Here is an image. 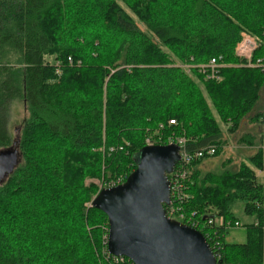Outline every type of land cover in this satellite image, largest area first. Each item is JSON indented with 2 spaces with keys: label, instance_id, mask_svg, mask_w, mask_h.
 <instances>
[{
  "label": "trees",
  "instance_id": "16d2710c",
  "mask_svg": "<svg viewBox=\"0 0 264 264\" xmlns=\"http://www.w3.org/2000/svg\"><path fill=\"white\" fill-rule=\"evenodd\" d=\"M72 1L88 9L61 19ZM243 33L257 43L250 60L236 54ZM212 58L216 79L197 67ZM197 79L230 130L245 117L264 123V0H0V148L14 140L13 106L27 110L22 161L0 185V264H122L94 196L136 169L148 138L218 155L223 131ZM211 156L190 164L185 197L166 212L206 236L216 264H264L262 151L237 172L202 174ZM237 202L251 218L244 242L226 238L241 223Z\"/></svg>",
  "mask_w": 264,
  "mask_h": 264
},
{
  "label": "water",
  "instance_id": "95a60500",
  "mask_svg": "<svg viewBox=\"0 0 264 264\" xmlns=\"http://www.w3.org/2000/svg\"><path fill=\"white\" fill-rule=\"evenodd\" d=\"M19 133V131H18ZM181 158L177 144H149L137 167L121 183L103 188L92 205L108 217V252L134 264H216L206 236L167 215L171 201L168 173ZM22 161L20 137L0 148V185Z\"/></svg>",
  "mask_w": 264,
  "mask_h": 264
},
{
  "label": "rangeland",
  "instance_id": "374dc122",
  "mask_svg": "<svg viewBox=\"0 0 264 264\" xmlns=\"http://www.w3.org/2000/svg\"><path fill=\"white\" fill-rule=\"evenodd\" d=\"M130 1V0H128ZM132 1V0H131ZM167 1V0H166ZM73 5L64 8L61 12V19L64 16H69L70 14L78 13L80 10L88 9L87 4L72 1ZM122 3V2H121ZM73 7V8H72ZM70 8H72L70 10ZM74 11V12H73ZM71 17V16H70ZM140 26L145 29V27L140 24ZM179 64L178 62H175ZM180 65V64H179ZM247 65V64H246ZM200 72V71H199ZM193 73V72H192ZM190 73V74H192ZM197 83L201 90L203 91L207 101L211 107L212 113L217 117L219 124L221 125L223 131L221 150L216 156H211L203 160V162L198 166V170L205 174L207 172L221 173L225 170H230L232 172H237L240 170L243 163H249L250 158L255 156L261 149L263 154V170H264V135H262L260 141V133L264 132V123H258L257 121L251 120L250 117H245L241 120L240 124L236 129L230 130L231 124H224L217 115V110L212 104V101L208 98L206 88L204 84L197 79ZM264 92V91H263ZM264 101V95H263ZM264 111V106H263ZM27 116V110L20 102H17L12 109V132L13 139L16 138L18 134V127H20L22 121ZM39 142L49 145V142L41 140ZM259 178L263 179L262 173L258 171ZM86 183L95 182L99 189H102V182L99 179H85ZM96 196V195H95ZM94 196V197H95ZM86 206H90L91 203H85ZM235 215L239 218L242 225L231 228L227 233V240L231 242H244L246 238V228L243 224L250 221L251 218L247 216L244 212V205L242 202H237ZM109 229V225H108ZM108 235L103 234V242L107 243ZM104 253V250L102 251Z\"/></svg>",
  "mask_w": 264,
  "mask_h": 264
},
{
  "label": "built area",
  "instance_id": "2783aa9c",
  "mask_svg": "<svg viewBox=\"0 0 264 264\" xmlns=\"http://www.w3.org/2000/svg\"><path fill=\"white\" fill-rule=\"evenodd\" d=\"M256 47H257L256 40L252 36H250L246 33H243L241 41L237 44L236 54L240 58L250 60L252 53L256 49ZM258 62L261 63L260 60ZM249 65L255 66L254 64H251V63H249ZM184 67H185V69H187L189 71L193 66L190 64H185ZM197 67L199 68L200 72H202L203 74H205L207 76V78L216 79V78H218V70L220 69L221 64L219 62V59L212 58L209 63L201 64V65H198ZM170 123L175 124V120L171 119ZM185 142H186V139L184 137H172L169 139V144L173 143V144H177L180 146V155H181L180 160L177 161V162H179V165L175 171L176 176L173 179V182L170 180L171 181V201H170V203L172 202L173 197H175V199H180V200H182L185 197L184 181L183 180L187 177V175L189 173L190 164L197 159H200L204 156H211L216 152L215 146L203 147L199 150L190 152V151H187L185 149V147H184ZM147 144L148 145L153 144V142H151V140L148 138ZM260 172L262 173V177H263L262 183L264 186V170H261ZM119 183H121V182L120 181L111 182V183L107 184V187L115 186ZM263 206H264V204H263ZM175 210H176L175 207H171L169 212H167V215L172 217V218H175L174 217ZM189 223H192L193 225L195 224L191 220H189ZM208 223L209 224L216 223L219 226L223 225L226 227H230L232 225L230 221H225L223 217H216L215 219H213V217H211V218H209ZM240 225H241V223L239 221H236L233 224L234 227H238ZM214 248L219 249L218 243H214ZM113 256L115 257V260L117 262H120L122 264H134V262L126 256H116V255H113Z\"/></svg>",
  "mask_w": 264,
  "mask_h": 264
},
{
  "label": "bare ground",
  "instance_id": "6f19581e",
  "mask_svg": "<svg viewBox=\"0 0 264 264\" xmlns=\"http://www.w3.org/2000/svg\"><path fill=\"white\" fill-rule=\"evenodd\" d=\"M193 227V226H192Z\"/></svg>",
  "mask_w": 264,
  "mask_h": 264
}]
</instances>
